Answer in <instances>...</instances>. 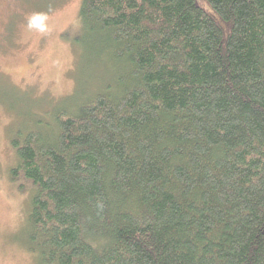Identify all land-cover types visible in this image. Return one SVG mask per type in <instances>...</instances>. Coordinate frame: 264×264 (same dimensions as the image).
<instances>
[{
    "label": "trees",
    "instance_id": "trees-1",
    "mask_svg": "<svg viewBox=\"0 0 264 264\" xmlns=\"http://www.w3.org/2000/svg\"><path fill=\"white\" fill-rule=\"evenodd\" d=\"M79 18L93 84L12 142L36 264H264V0Z\"/></svg>",
    "mask_w": 264,
    "mask_h": 264
},
{
    "label": "rangeland",
    "instance_id": "rangeland-1",
    "mask_svg": "<svg viewBox=\"0 0 264 264\" xmlns=\"http://www.w3.org/2000/svg\"><path fill=\"white\" fill-rule=\"evenodd\" d=\"M81 4L0 0V264H36L23 242L31 186L10 175L17 164L13 140L50 124L57 102L73 94L76 82L88 88L94 82L97 69L88 70L82 58L78 63Z\"/></svg>",
    "mask_w": 264,
    "mask_h": 264
}]
</instances>
